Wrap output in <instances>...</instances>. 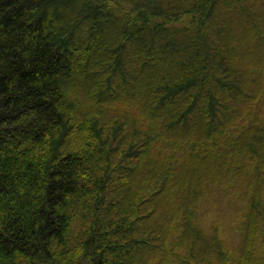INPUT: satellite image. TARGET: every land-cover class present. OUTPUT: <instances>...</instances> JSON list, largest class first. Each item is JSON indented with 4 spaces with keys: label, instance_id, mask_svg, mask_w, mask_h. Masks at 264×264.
<instances>
[{
    "label": "trees",
    "instance_id": "trees-1",
    "mask_svg": "<svg viewBox=\"0 0 264 264\" xmlns=\"http://www.w3.org/2000/svg\"><path fill=\"white\" fill-rule=\"evenodd\" d=\"M0 264H264V0H0Z\"/></svg>",
    "mask_w": 264,
    "mask_h": 264
},
{
    "label": "rangeland",
    "instance_id": "rangeland-1",
    "mask_svg": "<svg viewBox=\"0 0 264 264\" xmlns=\"http://www.w3.org/2000/svg\"><path fill=\"white\" fill-rule=\"evenodd\" d=\"M230 221V220H229Z\"/></svg>",
    "mask_w": 264,
    "mask_h": 264
}]
</instances>
